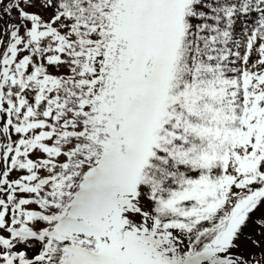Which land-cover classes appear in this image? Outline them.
<instances>
[{"label": "snow or ice", "instance_id": "obj_1", "mask_svg": "<svg viewBox=\"0 0 264 264\" xmlns=\"http://www.w3.org/2000/svg\"><path fill=\"white\" fill-rule=\"evenodd\" d=\"M0 264H264V0H0Z\"/></svg>", "mask_w": 264, "mask_h": 264}]
</instances>
